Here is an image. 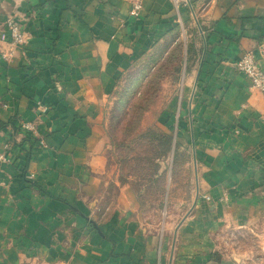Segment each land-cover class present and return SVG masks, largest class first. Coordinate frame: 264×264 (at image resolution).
<instances>
[{
  "label": "crops",
  "instance_id": "0c3cea01",
  "mask_svg": "<svg viewBox=\"0 0 264 264\" xmlns=\"http://www.w3.org/2000/svg\"><path fill=\"white\" fill-rule=\"evenodd\" d=\"M130 10L129 0H0V30L13 16L30 34L11 56L0 41V155L13 143L0 160V264H239L232 249L213 262L228 228L257 235L264 250V92L235 66L252 51L264 68V0H143L138 16ZM180 26L198 38L185 51L200 65L178 139L193 145L196 201L169 250L168 222L138 213L132 230L117 212L96 216L94 192L105 102ZM20 121L37 123L46 146L25 140Z\"/></svg>",
  "mask_w": 264,
  "mask_h": 264
},
{
  "label": "rangeland",
  "instance_id": "374dc122",
  "mask_svg": "<svg viewBox=\"0 0 264 264\" xmlns=\"http://www.w3.org/2000/svg\"><path fill=\"white\" fill-rule=\"evenodd\" d=\"M171 35L120 77L116 90L105 102L101 123L106 137L102 151L105 158L101 162L104 170L102 166L96 171L98 188L94 192L99 197L94 205L96 216H102L104 210L117 212V219L122 218L124 227L132 230L138 229V213L143 223L157 228L168 222L169 250L174 228L196 201L193 145L190 138L184 146L177 141L183 109L191 110L200 65L193 53L190 57L185 54L188 47L192 49L191 40H198L195 28L180 26ZM0 41L3 43L1 52L17 49L1 38ZM184 94L187 95L186 107L180 105ZM43 108L46 111V107ZM23 122L27 121H20L19 127L24 139L32 143L38 140L46 146L45 140L35 136L37 123L28 121L36 126L35 130L28 131L22 126ZM14 143L16 145V140ZM12 147V142L6 143L8 153L1 154L0 160H10L7 155ZM126 196L131 197V202H117L118 198ZM95 221L99 225L103 220ZM114 224L118 225L119 221H112L113 229L117 227ZM258 239L250 231L228 228L216 239L218 247L211 253L213 262L231 256L232 249L239 264H264V250Z\"/></svg>",
  "mask_w": 264,
  "mask_h": 264
},
{
  "label": "built area",
  "instance_id": "2783aa9c",
  "mask_svg": "<svg viewBox=\"0 0 264 264\" xmlns=\"http://www.w3.org/2000/svg\"><path fill=\"white\" fill-rule=\"evenodd\" d=\"M131 2L130 14L138 16L143 8V0H129ZM5 28L0 32V38L7 41L11 47H20L28 43L30 34L13 17L9 16L4 21ZM13 51H7L4 56H11ZM236 68L244 73L251 81L252 85L264 92V68L260 65L257 57L252 51L245 52L240 59L235 62ZM22 126L28 130H35L33 122H23ZM209 200L211 197L206 196Z\"/></svg>",
  "mask_w": 264,
  "mask_h": 264
},
{
  "label": "trees",
  "instance_id": "16d2710c",
  "mask_svg": "<svg viewBox=\"0 0 264 264\" xmlns=\"http://www.w3.org/2000/svg\"><path fill=\"white\" fill-rule=\"evenodd\" d=\"M172 30L175 31L176 29H171L170 31H172ZM170 31H169V32H170ZM168 37H169V36H168ZM168 37H167L166 39H168ZM166 39H165V40H166ZM165 40H164V41H165ZM160 44H161V43H160ZM158 45H159V44H158ZM153 50H154V49H153ZM189 51H190V47H188L187 53H189ZM150 53H152V52H150ZM148 54H149V53H144V55H143L142 57H144V56H146V55H148ZM187 55H189V54H187ZM142 57H141V58H142ZM166 134L169 135V136H172V135H170L169 133H166ZM166 137H167V136H166ZM167 138H170V139H171L172 137H167ZM177 142H179V141H177ZM46 193H47V191H46ZM47 194H48V193H47Z\"/></svg>",
  "mask_w": 264,
  "mask_h": 264
}]
</instances>
